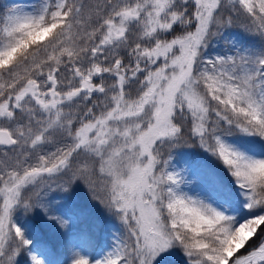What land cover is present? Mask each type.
<instances>
[{
    "label": "snow or ice",
    "instance_id": "obj_1",
    "mask_svg": "<svg viewBox=\"0 0 264 264\" xmlns=\"http://www.w3.org/2000/svg\"><path fill=\"white\" fill-rule=\"evenodd\" d=\"M192 145L237 213L182 190L170 160ZM76 182L124 231L71 264H170L177 247L264 264V0H0V264H46L17 213L66 229L45 190Z\"/></svg>",
    "mask_w": 264,
    "mask_h": 264
},
{
    "label": "rangeland",
    "instance_id": "obj_2",
    "mask_svg": "<svg viewBox=\"0 0 264 264\" xmlns=\"http://www.w3.org/2000/svg\"><path fill=\"white\" fill-rule=\"evenodd\" d=\"M17 3L29 6L33 0H16ZM239 40L245 37L239 31L234 33ZM170 170L179 173L185 183L181 185L183 191L189 195H199L209 197L218 209H224L229 213H237L240 208L239 199L234 194L235 185L227 171L218 165L214 158L209 159L208 154L203 150L197 152L193 147L180 146L173 150L170 160ZM215 181V184L212 181ZM216 185H219L225 192L232 193L225 196L218 193ZM46 191L45 201L51 206L53 214H58L68 220L66 229H61L57 223L48 220L39 208L34 209L28 214L17 213V220L25 228L27 237L33 241V246L40 253L46 264H71L74 253L86 256L94 262L100 259L106 252L112 249L123 235V225L117 219L112 221L106 218L104 223L100 216L104 215V208L94 201L86 187L76 182L67 192L59 190ZM82 210L85 215L93 214L96 222L91 226L94 234H98L99 242L93 248L88 247L93 242L88 240L83 243V235L70 234L75 224L73 211ZM239 218H247L246 213L240 212ZM41 224L42 230H37L34 225ZM101 228V229H100ZM95 238V237H94ZM44 245L48 251L44 252L39 246ZM54 251H60L59 253ZM172 253L170 251L169 255ZM170 264H186L182 258L169 256Z\"/></svg>",
    "mask_w": 264,
    "mask_h": 264
},
{
    "label": "trees",
    "instance_id": "obj_3",
    "mask_svg": "<svg viewBox=\"0 0 264 264\" xmlns=\"http://www.w3.org/2000/svg\"><path fill=\"white\" fill-rule=\"evenodd\" d=\"M197 146V145H195ZM219 164V163H218ZM105 212L104 215L101 214V218L102 219H105L106 217H110L114 220H116V216L111 214V213H108L105 209L103 210ZM87 212H85L86 214ZM75 216L77 217V220L76 223H75V231H77V229L79 231L82 232H87V235L84 237L83 241L86 242L88 240H93L94 237H95V234L94 232L92 231L91 229V226L93 225V223L96 222V216L93 215V214H90L89 216H86L82 210L78 209L77 211H75ZM174 253L177 254V256H179L180 258H183L184 260L185 257H184V254L182 253V251L177 247V248H173L171 249Z\"/></svg>",
    "mask_w": 264,
    "mask_h": 264
}]
</instances>
